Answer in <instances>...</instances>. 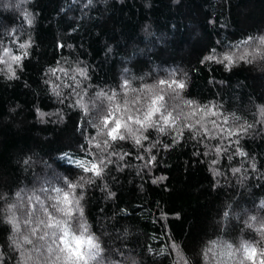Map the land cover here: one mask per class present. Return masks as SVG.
<instances>
[{
  "label": "trees",
  "instance_id": "1",
  "mask_svg": "<svg viewBox=\"0 0 264 264\" xmlns=\"http://www.w3.org/2000/svg\"><path fill=\"white\" fill-rule=\"evenodd\" d=\"M29 7L35 16L32 24L17 13L0 11V28L15 29L10 36L0 32L3 48L20 57L19 63L11 61L15 72L11 75L4 65L9 54L0 48L4 55L0 60V68H4L0 72V184L10 194L20 186L51 191L64 185L58 182L50 187L49 178L62 174L74 180L92 175L73 162L91 160L93 153L85 149L96 147L75 130L90 137L97 133L88 122L91 114L73 107L74 91L88 89L87 101L103 90L107 96L99 97L97 103L105 108L108 97L115 93L112 103L123 111L125 106H137L132 101L136 96L143 98L146 85L186 73L187 87L182 94L203 106L187 122L195 124L203 117L205 127L211 129L215 121L225 132L245 122L255 127L246 134L236 131L225 136L221 132L214 137L201 129L195 138L183 128L181 138L169 148L163 144H171L175 133L158 134L155 129L145 132L149 140H142L140 147L133 140L113 141L110 150L127 155L122 161L113 156L116 163L105 170L104 179L97 177L91 186H85V215L93 231H101V224L106 226L111 236L105 239H114L125 253L120 259L138 256L139 264L179 261L173 244L193 264H204L208 247L216 248L218 264H239L241 254L230 256L223 239L234 242L232 238L241 234L261 247L259 225H246L245 220L257 210L264 212L260 203L264 198V123L257 108L264 105V63L241 60L225 67L227 59L221 61V54L234 52L237 59L246 46L240 42L264 32V0H94L92 5L86 0H35ZM26 40L27 47L21 48ZM209 54L217 59L200 63ZM75 67L85 68L87 77H81ZM49 68L55 72L47 71ZM121 74L134 77L127 92ZM53 86L61 90L60 99ZM17 102L21 107L9 113L8 107ZM207 109L211 111L204 115ZM153 141L156 146L149 148ZM217 145L222 149L219 154ZM144 149L156 156L151 164H147L150 156ZM237 149L245 155H239ZM62 153L69 155L62 157ZM26 157L30 158L28 164H24ZM234 167L240 171L233 172ZM161 176L163 180L156 179ZM104 183L114 197H107L109 189L102 187ZM225 210L227 217L223 216ZM125 223L133 233L127 239L117 232L123 231ZM10 233L11 225L0 220V244L4 246L0 250L7 249ZM210 240H219V246L209 245ZM125 244L129 248H123ZM18 255L11 254V260L6 257L5 264H15ZM260 259L257 255L256 264Z\"/></svg>",
  "mask_w": 264,
  "mask_h": 264
},
{
  "label": "snow or ice",
  "instance_id": "2",
  "mask_svg": "<svg viewBox=\"0 0 264 264\" xmlns=\"http://www.w3.org/2000/svg\"><path fill=\"white\" fill-rule=\"evenodd\" d=\"M94 0H86L87 5H92ZM26 21L28 24H32L31 17H26ZM15 29L12 30L10 35L13 34ZM9 35V36H10ZM253 36H248L245 41H241V44L246 45L248 41L252 40ZM256 40H258L260 43L264 44V35L257 36ZM28 45V41L26 40L24 44H22L21 48H26ZM71 47V45H69ZM0 48H3V46H0ZM213 53L216 52V49L212 50ZM248 49L245 47L243 52L239 53L238 58L234 59V55H236L234 52H228L225 51L221 54V61H223L225 58L227 59V63L224 65L225 67L230 66L233 63H237L241 60H244L245 55L247 54ZM11 49L9 48H3V54H9L8 60V68L11 75H15L14 70L11 67V61L14 60L16 63H19L20 57L19 56H12L10 55ZM0 54V60L4 59V55ZM24 55H27V52L24 53ZM216 55H206L204 56L203 60L200 61V63H204L208 60H216ZM79 63V61H77ZM75 72H79L81 77H87V70L85 68L81 67H75ZM47 71L55 72V69L49 68ZM48 83H52L51 80L48 81ZM80 81H77V84H79ZM123 91L127 92L130 89V84L128 80H123ZM160 85H164L165 87H160ZM147 88V91L144 93V100H143V107L141 108L140 104L142 101V98L140 96H136V99L132 101L134 105H137L134 108H129L127 106L124 107V110H120L119 105H113V101L115 100V93H113L112 96L108 97L109 106L106 108L105 114L102 117V126L101 125H93L92 127L96 129V132L99 133L101 131L106 130L107 131V138L105 140V147L109 149L108 153H106L105 156H98L97 155V149H98V141L95 139V136H88L83 134V130L77 128L76 132H81V135L83 136V139L88 142L89 145L95 144V149L92 148H86V152H92L93 157L91 160L89 159H74V163L82 168V170L86 173H92V175H86L89 178H97V177H104L106 174V169L109 168V165L116 163V161H113L112 157L115 156L117 158V161H122L124 156L127 155V153H122L120 151H113L110 150V146L112 145L113 141L117 140H126L124 133L121 132V128L124 126H131L132 124L136 127V134L134 136V144L137 147L141 146V141H148L149 135H145V132L149 129H155L158 134L168 133L173 135L171 144H163L164 148H169L172 145H175L177 141L181 138L183 135V128H187L191 132V136L195 138L199 131L202 129L205 134L208 136L214 137L219 135L221 132H224L225 136H232L234 135V132L239 131L240 133L246 134L248 129L251 128L250 125H247L245 122L244 124H238L236 128L229 129L226 132L224 131V128L222 125L216 124L215 121H212L213 127L211 129L205 127V123L203 120V117L201 119H198L195 121V124L187 122L188 117L192 116V113L197 109L201 108L203 110V106L197 104V102L194 99H185L184 104L186 106H190L184 111V119L181 122V118L176 115L171 109L166 110V93L169 90L172 89H179L183 90L187 87L186 78H178V79H172L171 75L168 79H160L158 83L153 84L151 86H145ZM52 91L56 94L57 98L60 99L62 96V92L59 89L58 86H53ZM135 92V90H132ZM77 98L73 101V107H80L83 108L84 112L87 113V108L85 107V97L88 96V89H81L79 93H74ZM96 96L103 97L107 96V94L103 90H98L96 92ZM137 101L139 103L137 104ZM257 108L261 114H264V105H257ZM59 112L60 110L57 109ZM211 109L204 110V115H207L208 112H210ZM37 112L40 113V115H44V113L40 112L39 109H37ZM111 113V114H109ZM48 115H51L49 113ZM59 119L63 120V113L60 114ZM111 121V123H109ZM177 121H180L178 124ZM89 122V121H88ZM195 125H200V128L197 129ZM75 134V133H74ZM224 137L221 136V140L223 141ZM231 143V141H229ZM155 141H153L149 148L155 147ZM222 149L219 145L216 146V152L219 154V152ZM145 152L149 153L150 158L147 160V164H151L153 160H156V156L151 155L149 152V149H144ZM239 155L244 156L245 153L242 149H237ZM207 154V152L205 153ZM69 153H62L61 156H68ZM110 157V158H109ZM142 158V157H141ZM229 159L231 160L232 157L229 156ZM30 158L24 159V164L29 163ZM215 163V161H213ZM90 165V167H89ZM147 166V165H145ZM121 165L117 163V169H119ZM252 168H255V163L251 164ZM233 172L240 171L239 168H232ZM157 180H163L164 177H158ZM154 183L156 180L153 181ZM63 185L64 187H53L51 188V191H45L42 189L43 193L47 194L48 199L52 200L53 203L59 202V207L57 211H61L67 216H70L74 211H83L82 208H80V201L78 198H76L73 193H70L68 191L69 188L73 189L74 192H76V189L79 188L82 190L81 187H77L75 181L73 179H70L69 176H64L63 179ZM105 189H109V185L106 183L102 185ZM116 194L111 191L110 189L107 191V197H114ZM17 196L20 197L21 194L17 193ZM23 199V197H21ZM38 203L41 206V211L44 213V218L40 219L38 222L34 223L32 220L33 213L37 212V207L35 204ZM261 204L264 205V201H261ZM13 205H8V214L5 217V221L11 225V233L18 232L21 229V222L20 217L13 211ZM122 211H126L122 209ZM179 215V213H177ZM225 217L229 216V212L224 213ZM249 225L256 227V225L253 223L255 221V217L250 216L249 217ZM25 223L30 226V229L34 235H37V229H40L39 236L41 239L46 240L49 247L55 246L59 250H62L64 252H68L70 248L73 246L69 243V236H73V242L75 240V236L73 233L70 232L68 229V226L66 224L65 219L62 216L56 215V212L53 211L51 207L48 205V200L43 199L42 196L37 195L36 193H31L27 196V205H26V215H25ZM41 226H43L44 231H41ZM59 229V234H57L56 231H53L51 236L49 237V229ZM260 229H264V223L259 224V228L257 229L260 231ZM264 233V231H261ZM27 240H31V237H25ZM215 243V242H210ZM172 248L176 250L177 256L182 257L183 253L180 251V246L177 244H173ZM223 248L227 250L228 254L230 256H235L236 252H239L240 258H239V264H244L245 261H253V264H256V256L259 255L261 259L259 260V264H264V247L257 248L256 243L244 241L241 245L240 249H234L231 244H225L223 245ZM151 251V249H149ZM163 251V249L161 250ZM72 257L75 258V253H72ZM78 264V261H77ZM175 264V261L173 262Z\"/></svg>",
  "mask_w": 264,
  "mask_h": 264
},
{
  "label": "clouds",
  "instance_id": "3",
  "mask_svg": "<svg viewBox=\"0 0 264 264\" xmlns=\"http://www.w3.org/2000/svg\"><path fill=\"white\" fill-rule=\"evenodd\" d=\"M35 0H0V11H7L17 13L19 16H22L25 20L26 17H31L32 23L35 20V16L32 13L31 8L29 7L33 4ZM106 2V0H105ZM173 3H179V0H173ZM146 6H150V4H146ZM147 26V22H146ZM14 28H0V32H3L4 35H10ZM261 35H264V32H261ZM257 36H253V39L248 41L246 44V48L248 49L247 54L245 55L244 61L246 64H254V62L264 63V44L260 43L256 40ZM3 37L0 36V46L2 44ZM244 47V48H245ZM244 50V49H243ZM239 55V54H238ZM239 62H237L238 64ZM9 60L7 58L4 59V65L7 67L8 71ZM259 70V69H257ZM4 68H0V72H3ZM261 71V70H260ZM7 74V73H5ZM181 78H187V74L183 73ZM121 80H128L131 85L132 77L129 75L127 78L121 74ZM71 96L72 93H69ZM166 110L171 109L176 115L181 118V122L184 118L185 104L184 100L185 96L182 94V91L179 89H172L166 93ZM99 97L96 96V93H93L89 96L88 100L85 101V107L87 108L86 114H91L89 123L93 125H101L102 126V117L105 114L106 108L103 105L97 103ZM143 100L141 101V108L143 107ZM21 107L19 102H17L14 106L8 107L9 113H15L16 109ZM260 122L264 123V114H259ZM5 119H9V117H5ZM251 128H254L255 125H250ZM264 131V128L261 129ZM121 132L124 133L126 140H133L136 134V127L134 124L131 126H124L121 128ZM107 138V131H101L96 133L95 139L98 141V156H105L108 153L109 149L105 147V140ZM110 158V157H109ZM64 175H60L55 179L49 178L47 181L49 186L55 185L60 182L63 183ZM96 178H89L85 175L75 177L74 181L77 187L82 186V190L77 193L74 192L73 189L69 188L68 191L73 193V195L79 199L80 208L83 211H75L76 214H71L70 216L65 215L61 211H57L59 207V202L53 203L52 200L48 199L47 194L42 192L41 186H33L25 188L23 186L15 187L12 189L11 194L7 190L6 186L0 184V220L5 221V217L8 214V205L12 204L13 211L20 217V222L24 225L23 229L18 232L10 233L7 237V249L0 250V264H5V258L7 257L11 260V254L19 253L15 264H139L140 257H135L133 259L125 258L120 259V257L125 256L124 251L121 250V247L115 244L114 239H105L111 236V233L107 230L104 224L100 225L101 231H93L92 225L88 220V217L85 215V186H91L93 181ZM101 180L104 177H100ZM106 184V183H104ZM103 184V185H104ZM104 188V187H103ZM105 189V188H104ZM42 193V198L48 200V205L56 212V215L61 216L65 219L68 229L71 233L74 234L75 240L73 242V236H69V243L73 246L66 253L62 250H59L55 246L49 247L46 240L40 238L39 235H34L28 226L25 223V215H26V205H27V196L29 193ZM17 193H20L21 196L18 197ZM41 196V195H40ZM23 197V199L21 198ZM261 201H264V198H261ZM260 201V203H261ZM262 205V204H261ZM230 206V205H229ZM227 210L224 211V213ZM223 213V216L225 217ZM235 215V213H233ZM251 216L255 217V221L253 222L255 225H259L264 223V212L257 210ZM44 218V213L41 211V206L37 207V212L33 213L32 220L34 223L38 222L40 219ZM245 224L249 225V220H245ZM131 227L130 224H123V231L117 229V232H120V235L125 239L132 236V232L129 231ZM41 231H44L43 226L41 227ZM49 237L51 236L53 231H56L59 234V229H49ZM243 232V230H241ZM259 242L261 243V247H264V233L258 231ZM25 237H31V240L25 239ZM117 239L119 237H116ZM234 242H229L228 239H223V245L231 244L234 249H240L241 245L244 241L254 242V240L246 239L242 234L237 235L232 238ZM215 242V243H210ZM209 245L219 246V240H210L208 241ZM4 246L0 244V249H3ZM123 248H129L128 245H123ZM72 253H75V258L72 257ZM216 248L208 247L207 251L204 253V264H218L217 259L215 258ZM114 254V255H113ZM211 254V255H210ZM193 264L190 259H186L184 255L179 257V261L175 262V264ZM246 264V261L244 262Z\"/></svg>",
  "mask_w": 264,
  "mask_h": 264
}]
</instances>
